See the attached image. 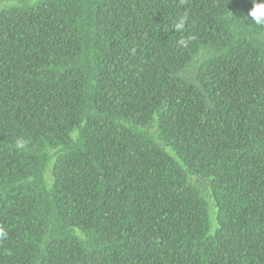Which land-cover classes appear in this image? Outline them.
Returning <instances> with one entry per match:
<instances>
[{
	"label": "trees",
	"instance_id": "16d2710c",
	"mask_svg": "<svg viewBox=\"0 0 264 264\" xmlns=\"http://www.w3.org/2000/svg\"><path fill=\"white\" fill-rule=\"evenodd\" d=\"M261 4L0 0V264H264Z\"/></svg>",
	"mask_w": 264,
	"mask_h": 264
},
{
	"label": "clouds",
	"instance_id": "9594fccd",
	"mask_svg": "<svg viewBox=\"0 0 264 264\" xmlns=\"http://www.w3.org/2000/svg\"><path fill=\"white\" fill-rule=\"evenodd\" d=\"M247 17L250 19V21L254 22L257 25L264 26V4L261 5H254L251 9H249L247 13ZM186 20L185 18L181 17L179 21L175 24V29L176 31H181L183 30L185 26ZM181 46H186L187 42L183 39L179 41ZM17 147L18 148H23L24 143L23 141H18L17 142ZM6 235V230L4 227V224L0 225V238L1 235Z\"/></svg>",
	"mask_w": 264,
	"mask_h": 264
}]
</instances>
